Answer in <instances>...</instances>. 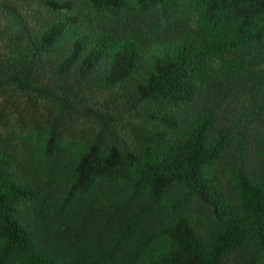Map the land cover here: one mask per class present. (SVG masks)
<instances>
[{"label":"trees","instance_id":"obj_1","mask_svg":"<svg viewBox=\"0 0 264 264\" xmlns=\"http://www.w3.org/2000/svg\"><path fill=\"white\" fill-rule=\"evenodd\" d=\"M0 264H264V0H0Z\"/></svg>","mask_w":264,"mask_h":264}]
</instances>
